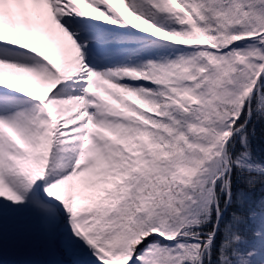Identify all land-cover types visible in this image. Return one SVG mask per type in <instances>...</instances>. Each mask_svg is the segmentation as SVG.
I'll return each instance as SVG.
<instances>
[{"label": "snow or ice", "instance_id": "obj_1", "mask_svg": "<svg viewBox=\"0 0 264 264\" xmlns=\"http://www.w3.org/2000/svg\"><path fill=\"white\" fill-rule=\"evenodd\" d=\"M0 261L264 264V0H0Z\"/></svg>", "mask_w": 264, "mask_h": 264}, {"label": "trees", "instance_id": "obj_2", "mask_svg": "<svg viewBox=\"0 0 264 264\" xmlns=\"http://www.w3.org/2000/svg\"><path fill=\"white\" fill-rule=\"evenodd\" d=\"M258 144H259V141H258ZM18 257L14 256L11 254V252L9 253V256H6L5 259H9V260H12V259H17ZM0 264H4L3 261H0Z\"/></svg>", "mask_w": 264, "mask_h": 264}]
</instances>
